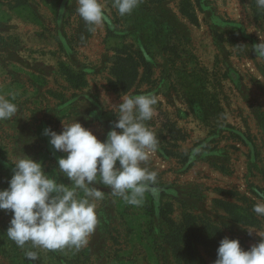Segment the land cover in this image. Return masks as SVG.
Returning <instances> with one entry per match:
<instances>
[{"label": "rangeland", "instance_id": "374dc122", "mask_svg": "<svg viewBox=\"0 0 264 264\" xmlns=\"http://www.w3.org/2000/svg\"><path fill=\"white\" fill-rule=\"evenodd\" d=\"M101 3L106 19L91 28L77 14V0H0V95L17 105L13 118L0 121V190L23 155L71 186L58 171L64 153H48L45 129L61 133L62 122L77 120L106 140L117 119L112 106L123 95L110 83L118 51L135 57L139 39L160 33L150 48L153 64L139 68L144 77L132 92L156 95L145 124L169 160L156 150L141 166L157 173L156 201L172 205L175 223L192 214L196 226L219 228L250 250L261 240L255 232L264 233V216L253 212L264 202V59L252 50L264 39V9L255 12L251 0H139L120 16L112 0ZM230 126L253 143L254 158ZM210 137L219 151L190 159ZM95 187L104 194L97 226L79 251L17 247L6 236L12 213L0 211V264H165L151 234L153 196L131 206L103 184ZM215 199L230 203V212ZM28 249L37 260L25 257ZM198 251L202 264H214L217 247Z\"/></svg>", "mask_w": 264, "mask_h": 264}, {"label": "clouds", "instance_id": "9594fccd", "mask_svg": "<svg viewBox=\"0 0 264 264\" xmlns=\"http://www.w3.org/2000/svg\"><path fill=\"white\" fill-rule=\"evenodd\" d=\"M255 2L264 9V0ZM138 5L139 0H112L120 16L130 15ZM76 12L91 28L106 19L101 0H77ZM252 50L257 59H264V39ZM121 100L112 106L117 119L104 141L77 120L62 122L61 133L45 129L50 145L64 153L58 158V171L71 186L46 174L42 163L26 155L12 164L9 187L0 190V211L12 213L6 236L17 247L25 249L30 244L33 249L49 251L85 247L97 226L96 202L104 195L95 187L97 182L131 206L143 205L147 193L158 198L157 173L141 166L158 146L155 133L145 124L153 117L157 97L154 93L123 94ZM16 113L17 105L0 95V121ZM203 147L194 148L190 159H195ZM78 190L83 197L77 196ZM253 212L264 216V202L255 204ZM255 233L261 240L247 251L238 239L221 240L214 264H264V233ZM24 254L30 261L38 259V253L31 249Z\"/></svg>", "mask_w": 264, "mask_h": 264}, {"label": "trees", "instance_id": "16d2710c", "mask_svg": "<svg viewBox=\"0 0 264 264\" xmlns=\"http://www.w3.org/2000/svg\"><path fill=\"white\" fill-rule=\"evenodd\" d=\"M251 1L255 12H257V5L255 0ZM159 34L160 33H155L148 36L145 39L146 41H142L141 39H139V50L137 49L135 51V57L131 56L130 54H126V51L124 50L118 51V54L120 55L117 56V61L111 68L110 73L113 76V80H111L110 83L113 85L116 91H121L123 94H141H138L137 91L132 92V90L135 89L138 83H141L142 78L144 77H142L139 68L146 67L145 69H149L150 65L153 64V58L151 57L150 48L153 46L152 44L154 42V39L158 40ZM253 44H256L255 41ZM62 45L63 48L67 51L71 49L68 43H63ZM129 65H132V67ZM127 67L128 69H130L128 73ZM68 104L69 101H66L64 103H61V105L59 106L62 108ZM229 131L237 135L236 137L238 138V140H240L243 145H246L249 148L250 154L252 158H254L255 149L253 143L248 141V139H246L243 133L238 129L230 126ZM212 139L213 137H210L208 140H206V143L203 144L204 147L201 151L202 153H204L203 155L211 156L216 151H219V149L216 150L217 146L213 145L214 141ZM48 144L49 145L46 147L47 151L50 155H53L55 151L54 149L52 150V146L50 145V143ZM157 152L164 160H169V155L168 153H166V151L164 153L163 151L157 149ZM221 172L225 173L226 170L221 169ZM252 192H254L253 195L259 196L257 191ZM214 204L217 208L230 212V203H227L222 199H215ZM172 208V205L164 204L162 203V200H160V202L158 203L156 201V198L151 197L150 210L153 217L155 218V220H152L151 222V234L155 242L158 244L157 248L159 254H161V252L163 253L162 259L165 264H202L201 262L203 260L199 256L198 248L202 246L205 249L212 247H217L218 249V247L220 246V241L223 240L226 236L219 228L210 226H205L202 228L196 226L194 224L196 216L192 214L187 216L190 219H185L180 224L175 223V221L171 218V213L173 212ZM239 223L246 224L248 223V221L239 219ZM250 224L251 223H248L247 225Z\"/></svg>", "mask_w": 264, "mask_h": 264}]
</instances>
